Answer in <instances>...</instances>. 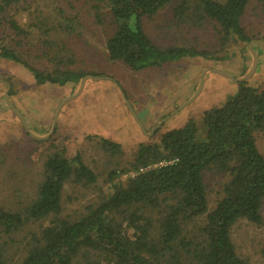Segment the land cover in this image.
<instances>
[{"label":"trees","instance_id":"1","mask_svg":"<svg viewBox=\"0 0 264 264\" xmlns=\"http://www.w3.org/2000/svg\"><path fill=\"white\" fill-rule=\"evenodd\" d=\"M60 1L53 12L22 24L19 13L27 1L0 0V59L23 65L37 84L76 86L88 73L74 68L76 52L62 35L76 31L77 18L68 16ZM88 1L95 20L110 24L108 58L122 60L133 70L185 58L225 57L215 56L209 46H162L150 37L144 19L173 0ZM250 2L184 0L175 14L192 27L212 23L225 41L221 43L249 44L254 38L242 19ZM28 48L40 50L34 57L50 65L41 68L30 62L25 58ZM237 83L236 93L224 104L204 111L203 139H198L195 120L189 119L158 142L140 143L126 165L109 170L110 191L79 214L62 216L64 185L72 181L92 187L99 174L79 152L69 156L66 148L52 144L30 202L21 209L0 204V231L6 235L51 218L31 232L23 264H249L237 252L232 228L241 219L263 222L264 154L257 134L264 132V85ZM99 144L112 155L123 152L114 140L99 137ZM129 172L123 182L121 176ZM207 174L227 176L211 209ZM0 264H9L5 244H0Z\"/></svg>","mask_w":264,"mask_h":264},{"label":"rangeland","instance_id":"2","mask_svg":"<svg viewBox=\"0 0 264 264\" xmlns=\"http://www.w3.org/2000/svg\"><path fill=\"white\" fill-rule=\"evenodd\" d=\"M24 1H27V7L19 13L22 24L45 12H53L56 5V0ZM183 1L173 0L157 15L146 17L144 27L147 33L159 45L209 46L215 56H225L224 59L193 57L159 67L133 70L122 60L113 61L108 58L106 39L110 24L106 21L102 26L95 20L90 8L91 1L58 2L68 16L77 18L73 19L76 31L71 35H62L64 42L76 52L74 68L82 69L87 75L96 78H88L78 96L63 105L54 130L57 107L65 98L77 92L80 82L76 86L37 84L31 72L23 65L0 59L1 205L21 209L30 202L36 194L37 184L43 178V164L47 154L51 153L52 144H55L66 148L69 156L79 152L85 162L99 174L97 184L92 187H84L72 181L65 183L62 216L79 214L88 203L110 191L107 182L109 170L126 165L140 143L158 142L163 133L182 127L189 119L195 120L197 124L198 139L204 138V111L224 104L238 88L237 82L209 69L219 68L241 78L252 66L254 51L258 56V65L247 81L256 87L264 85V0H251L242 19L253 41L262 42L253 43L250 48L249 44L240 42L221 43L225 41L220 40L212 23L192 27L187 21L179 19L175 8ZM39 52L32 48L27 51L25 58L44 68L49 64L46 59L34 57ZM205 71L201 91L190 104L173 114L152 134H146L140 128L125 97L146 131L151 132L162 119L196 93ZM6 91L12 92L9 94L10 99L30 130L42 138H35L26 131L19 116L5 101ZM99 137L119 142L122 154L112 155L104 151L99 144ZM257 143L264 154V132L257 134ZM131 174L122 175V181L125 182ZM206 178L211 209L220 197L227 176L207 174ZM262 215L261 224L241 219L232 228V240L237 252L248 259L249 264H264V204ZM50 219L30 223L12 235L0 231V244L7 246L9 264H23L31 232L47 225Z\"/></svg>","mask_w":264,"mask_h":264},{"label":"water","instance_id":"3","mask_svg":"<svg viewBox=\"0 0 264 264\" xmlns=\"http://www.w3.org/2000/svg\"><path fill=\"white\" fill-rule=\"evenodd\" d=\"M255 42H258V43H261V44H262L261 41H253V40H252V41L249 43V48H250V46H251L253 43H255ZM263 46H264V45H263ZM251 49H252V48H251ZM252 51H253V50H252ZM257 65H258V56H257L256 53L253 51V63H252V66H251V68L249 69V71H248L244 76H242L241 78H236V77H234L232 74H230V73H228V72H226V71H224V70H222V69H219V68H212V69H209V71H212V72H216V73L222 74L223 76H225V77H227V78H229V79H231V80H233V81H235V82H240V81H244V80H247L248 78H250V77L252 76V74L256 71ZM205 73H206V71L203 72V74H202V77H201V79H200V84H199V87H198L196 93H195V94H194V95H193V96H192V97H191L186 103H184L183 105L179 106L176 110H174L172 113H170L169 115H167L164 119H162V120H161L156 126H154V128L151 130V132H147V131H146V129L144 128L143 123H142L141 120L138 118L137 114L135 113V111L133 110L132 106L130 105L128 99L125 97V100H126V102H127V104H128V107H129L130 110L133 112V114H134V116H135V118H136V121L138 122L140 128H141L146 134H152V133H154L157 129H159L160 126H161V125H162V124H163L168 118H170L173 114L177 113L179 110H181L182 108H184L185 106H187L188 104H190V103H191V102H192V101L198 96L199 92L201 91V88H202V86H203V84H204ZM88 78H96V77L91 76V75H86V76H84V77L81 79V81H80V86H79L77 92H76L75 94H73L72 96H69V97L65 98V99L59 104V106L57 107L56 113H55V118H54L53 128H52L53 130H54V128L56 127V120H57V118H58V115H59L60 110H61V108L63 107V105H64L66 102H68V101L74 99L76 96H78V94H79V93L81 92V90L83 89L84 84H85V82H86V80H87ZM97 78H100V77H97ZM8 88H10V86H9ZM123 94H124V93H123ZM124 96H125V94H124ZM4 98H5V101L7 102V104H9V106H10V107L14 110V112L19 116L21 122L23 123V125H24V127H25V129H26V131H27L31 136H33V137H35V138H42V137H40V136L34 134V133L30 130V128H29V126L27 125L26 121L24 120L23 116L19 113V111H18L17 108L15 107L14 103H13L12 100L10 99V96H9L8 91H6V93H5V95H4ZM53 130H52V131H53ZM52 131H51V132H52Z\"/></svg>","mask_w":264,"mask_h":264}]
</instances>
